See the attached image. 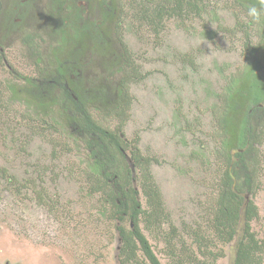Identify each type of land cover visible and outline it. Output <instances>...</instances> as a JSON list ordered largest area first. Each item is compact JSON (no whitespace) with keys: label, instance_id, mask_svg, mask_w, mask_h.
I'll return each mask as SVG.
<instances>
[{"label":"rangeland","instance_id":"1","mask_svg":"<svg viewBox=\"0 0 264 264\" xmlns=\"http://www.w3.org/2000/svg\"><path fill=\"white\" fill-rule=\"evenodd\" d=\"M44 1L30 0L29 4L42 6ZM236 1L201 0L194 9L190 5L172 9L173 14L165 16L158 28L139 24L137 3H124L121 13L111 15L107 35L101 39L103 45L111 40L105 57L88 63L90 57L74 61L77 45L69 54L67 70L72 78L92 81L101 91H121L126 75L132 79L127 82L130 104L124 120L109 118L105 127L115 130L122 125L124 141L135 144L141 156L152 160L149 170L166 217L160 230L151 226L149 231L143 221L139 226L160 264H179L167 255L160 238L171 233V227L177 236L172 242L177 252L183 244L187 256L194 253L201 260L189 234L198 228L211 239L208 251H221L214 264H234L244 235L245 209L239 211L231 241L221 243L212 227V201L225 171L233 179L234 193L238 192L235 186H240L245 204L250 200L255 205L257 217L250 221V228L259 245H264V100L249 112L242 148L223 139L218 121L232 78L241 77L254 59L260 63L258 75L264 85V34L260 23H253L247 8L241 6L240 1L246 0ZM78 3L77 13L64 8L61 17L79 22L96 19L97 8L91 11L87 0ZM24 7L26 3L13 8V14L18 18ZM40 21L28 20L26 25L39 24L37 29H42ZM59 32L47 25L36 32L41 39L45 34L42 52L48 61ZM122 47L131 54L133 65L128 70L120 57ZM27 49L19 36H0V169L13 177L10 182L0 179V264H120L117 226L131 225L126 219L115 220L112 204L104 201L101 192L91 190L82 131L56 118L57 111L41 123V113L32 112L34 103H25L23 97L8 100L7 83L21 86L27 79L40 77ZM233 104L239 106L238 100ZM56 123L64 125L63 129ZM222 139L228 141L229 161L221 149ZM129 151V147L124 150V158L131 167V184L142 208H147ZM253 259L264 264V250ZM131 264L149 262L138 251L137 261Z\"/></svg>","mask_w":264,"mask_h":264},{"label":"trees","instance_id":"2","mask_svg":"<svg viewBox=\"0 0 264 264\" xmlns=\"http://www.w3.org/2000/svg\"><path fill=\"white\" fill-rule=\"evenodd\" d=\"M200 1L159 0L156 3L153 0H137V7H139L137 9L139 11L137 20L141 21L139 24L145 23L151 26L153 19L156 17L160 20L163 16L173 14L172 9H182L185 5H190L194 9ZM255 2L256 0H246V3L240 1V4L248 8L250 4ZM260 30L264 34V22L260 23ZM95 47L100 46L95 44ZM255 49H252L253 53ZM126 59L124 60L127 63L125 69L133 65L132 62H129L132 61L131 58L127 56ZM259 68V61L254 59V61L248 63L241 77L234 76L232 78L231 84L225 93V100H223L220 108L221 113L218 121L223 130L222 137L223 139L228 138V141L234 143L232 146H236L237 149L242 148L245 143L249 106L264 100V85L258 75ZM126 73L124 72V74ZM56 79L58 78H54V80ZM66 79L61 80L57 92H53L52 89L49 92H41V89L38 88L39 85L36 83L37 81L29 79L21 86L15 83H7L4 89L9 91L8 100L11 102L23 97L25 103H34L35 107L32 112L35 110L41 113L40 116L43 118L41 123H46L51 118L49 113L57 111L59 115L55 113L56 118L59 116V119L63 122L75 125L77 130L82 131L84 134L83 148L88 150L89 167L87 173L90 176L91 190L101 192L104 201L112 204V216L115 220L120 222L126 219L131 225L130 227H124L120 223L117 226L120 238L118 249L120 264L135 263L138 251L142 252L149 264H160L139 226L140 221H143L144 227L149 228V231H152L151 226L152 229L156 227L160 230L166 217V213L162 209L158 187L149 170L152 160L146 156H141L135 144L124 141L120 133L122 125L116 127L115 130H109L105 127V122L109 118L114 117L123 120L125 118L126 110L130 104L127 92V82L132 80L130 75H126L124 83H121L122 90L118 93L101 91L91 84L92 81L87 79ZM1 93L0 88V100L2 101L3 96ZM235 99L238 100L239 106L233 104ZM1 109L2 105L0 103ZM118 122L122 123L123 121ZM56 125L58 129L59 127L63 129L64 125L60 123H56ZM223 139L221 140V149L224 151L226 160L229 161L228 151H230V148L228 141L226 142ZM128 147L130 148L129 158L131 163L138 170V183L147 208H142L136 197L137 192L131 184V167L124 158V150ZM236 152L241 155L240 151ZM4 178L10 182L13 177L0 169V179ZM218 180L217 197L212 201V227L220 242L226 243L231 241L235 235L239 221V211L245 201L239 193L240 186H235L238 192L234 193V187L231 186L233 179L227 171ZM244 209V235L238 242L234 264H260L258 261H254L253 256L257 252H262L264 245H259L256 235L250 228V221L257 217L256 207L252 201L248 200ZM170 230L171 233H165L160 238L163 239L167 247V255L176 258L179 264H183V261L189 262V264H214L217 257L221 255L220 249L216 253H213L211 249L208 251L211 239L200 233L198 228L189 234L193 236L192 240L195 242L200 255L203 256L201 260L196 259L194 253L187 256V248H184L183 244L177 252L174 243H172L177 236L173 227Z\"/></svg>","mask_w":264,"mask_h":264},{"label":"flooded vegetation","instance_id":"3","mask_svg":"<svg viewBox=\"0 0 264 264\" xmlns=\"http://www.w3.org/2000/svg\"><path fill=\"white\" fill-rule=\"evenodd\" d=\"M87 1L91 11H93V7L94 9L97 8V20L92 17V19L79 22V20L74 17H61L62 9L64 8L69 9L67 12L71 14H73V12L74 14L77 13L78 7L80 6V3H78L79 0H46L42 3V6H40L39 3L29 4L30 0H26V2L22 3L23 6L26 3V7L24 8L28 12H23L21 16L18 15V18L17 15L13 14V8L17 10L18 6L22 4L21 0H0V23L3 29V33H0V36H5L6 39L11 36H19L25 43L28 48L27 51H30V54H28L32 55L36 67V74L39 75L40 73V77H37V82H35L39 85L38 88L41 89V92H49L51 91L50 89H52L53 92H57L62 79L67 80L66 78H72V74L67 70V63L70 62L68 58L69 54L73 52V45L78 46V49L75 50L77 57L73 59L74 61L80 59V57H90V60L86 62L88 63L93 62V60L97 61L96 57L98 56L105 57V51L108 47H111V40L109 39L108 43L105 42L103 45L104 40L101 39L107 35V24L110 21L111 15L115 16L117 13H121L124 3H131L132 5L137 3V0ZM153 1L157 3L159 0ZM12 3H15V5L18 4V6H11L10 4ZM36 6H39L38 12H34ZM22 9L20 10L23 11ZM164 18L165 16L159 20L156 17L153 19L151 26L158 28L164 21ZM28 20H30V22L41 20L43 22V24H41L43 31L46 25L47 28L54 27L60 30L57 42H54L55 44L49 49L51 51V61H58L59 63L52 65L51 61H48L47 57L43 56L42 48L44 47L43 43L45 41H41L45 40V34L43 33V39H41L36 33L42 30L41 28L37 29L39 24H29L27 26L26 22H28ZM95 44L102 47V49H100V47L96 48ZM122 49H124V51H122L120 57L123 60H127L126 57L128 56V58H130L131 54L125 47H122ZM85 54H89V56ZM59 56L64 57V59L58 60ZM54 78L58 79L54 80ZM114 92L118 93V91ZM255 105L257 104L249 107V112L252 111Z\"/></svg>","mask_w":264,"mask_h":264},{"label":"clouds","instance_id":"4","mask_svg":"<svg viewBox=\"0 0 264 264\" xmlns=\"http://www.w3.org/2000/svg\"><path fill=\"white\" fill-rule=\"evenodd\" d=\"M247 17L256 24L264 22V0H256L246 10Z\"/></svg>","mask_w":264,"mask_h":264},{"label":"water","instance_id":"5","mask_svg":"<svg viewBox=\"0 0 264 264\" xmlns=\"http://www.w3.org/2000/svg\"><path fill=\"white\" fill-rule=\"evenodd\" d=\"M245 207V203L243 204V208Z\"/></svg>","mask_w":264,"mask_h":264}]
</instances>
